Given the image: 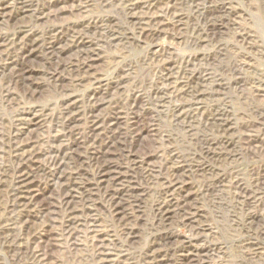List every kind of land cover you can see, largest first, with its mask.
I'll return each mask as SVG.
<instances>
[{
    "label": "rangeland",
    "instance_id": "obj_1",
    "mask_svg": "<svg viewBox=\"0 0 264 264\" xmlns=\"http://www.w3.org/2000/svg\"><path fill=\"white\" fill-rule=\"evenodd\" d=\"M0 264H264V0H0Z\"/></svg>",
    "mask_w": 264,
    "mask_h": 264
},
{
    "label": "bare ground",
    "instance_id": "obj_2",
    "mask_svg": "<svg viewBox=\"0 0 264 264\" xmlns=\"http://www.w3.org/2000/svg\"><path fill=\"white\" fill-rule=\"evenodd\" d=\"M236 30V29H235ZM235 32V31H234ZM241 41V40H240ZM28 188V187H27Z\"/></svg>",
    "mask_w": 264,
    "mask_h": 264
}]
</instances>
